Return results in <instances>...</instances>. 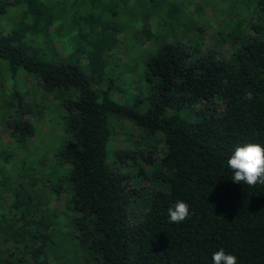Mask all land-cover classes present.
<instances>
[{
  "label": "trees",
  "instance_id": "trees-1",
  "mask_svg": "<svg viewBox=\"0 0 264 264\" xmlns=\"http://www.w3.org/2000/svg\"><path fill=\"white\" fill-rule=\"evenodd\" d=\"M253 1L263 22L240 20L248 36H238V44L226 33L232 46L227 57L211 50L193 55L184 44L193 29L168 9L134 17L132 41L144 51L146 104L139 113L110 98L107 89L92 87V81H103L108 39L101 35L86 53L75 49L84 54L87 77L75 61H60L53 49L47 55L33 47L34 35L56 20L47 6L40 0H0V14L9 5L20 7L13 25L0 30L5 71L10 77L18 71L31 74L42 91L54 93L67 132L51 150L52 168L45 172L53 196L63 197L62 207L50 208L55 213L45 223L28 218L25 208L0 220V243L11 248L0 254V264H213L212 254L221 248L235 255L237 264H264V184H234L227 166L236 146L264 147V0ZM155 8L156 14L164 9ZM118 30L123 42L124 27ZM11 93L0 94L10 141L30 135L34 122L29 114L31 120L19 125L25 101ZM36 114L40 118V111ZM122 122L137 128L140 137L155 134L162 141L150 173L143 172L153 162L150 150L141 155L118 148L116 169L106 161L107 143ZM127 155L131 164H140L136 171L130 167L136 177L154 184L143 191L141 212L133 204L143 189L119 170ZM178 200L189 205V216L171 223L167 209ZM62 224L73 236L53 237ZM60 244L69 255L57 253Z\"/></svg>",
  "mask_w": 264,
  "mask_h": 264
},
{
  "label": "rangeland",
  "instance_id": "rangeland-1",
  "mask_svg": "<svg viewBox=\"0 0 264 264\" xmlns=\"http://www.w3.org/2000/svg\"><path fill=\"white\" fill-rule=\"evenodd\" d=\"M40 1L47 6L48 12L54 15L56 20L45 27L43 33L34 35L33 47L44 48L47 55L51 54L50 51L53 49L58 52L59 55L57 54L56 57L60 61H75L81 72L88 77L89 67L87 63H83L84 54L75 49L82 47L86 53L92 42L101 35L104 36L109 40L102 52L106 58L103 69L104 77L103 81H99V83L92 81V87L97 91L107 89L110 98L124 106H133L139 113L144 110L146 104L143 87V63L140 61L144 56V51L132 41L131 26L134 17H139L141 14L151 17L162 15L161 12L168 9L174 19L181 17L193 29L189 32L190 36L184 40L186 47L193 49V55L211 50L217 57L218 55L227 57L230 47L232 48L229 45L230 38L226 33L237 38V44L239 43L238 36H248L245 34L247 32L238 25L240 20H246L249 23L263 22L261 18H258L253 0ZM155 7L164 9L156 14ZM19 8L9 5L0 14L1 31L13 25L18 18ZM119 26L124 27V30H121L123 42L121 35H117ZM249 32L251 31L249 30ZM74 33L78 36L77 41L74 38ZM262 33L264 35V29ZM117 38L120 46L115 44ZM44 39L47 40L45 45L41 43V40L44 41ZM179 40L183 39L179 38ZM5 70V63L0 60V83L2 82L0 94L9 95L12 90L18 92L25 101V108L22 112L23 121L19 125L23 126L30 121L31 116H33L34 122L31 120L30 135L23 139L15 137L10 141L8 128L3 124L7 112L5 108L0 107V155L6 157V159L0 158V220H7L8 216L12 218L15 213L25 208V215L28 214V218H40L41 222L45 223L55 213L51 209L61 208L63 201V197L53 196L48 186L50 180L47 181V175H45V172L52 168L49 166L52 163L49 161L51 150L60 145L66 137L67 132L60 124L62 108L53 99L54 93L42 91L37 78L33 75L18 71L15 76L10 77ZM36 111H40V118ZM10 113V117L13 119V112ZM29 114L30 117H27ZM131 114L139 116L134 110L131 111ZM6 122L9 123L12 120L8 119ZM115 131V135L111 136L107 143L106 161L111 169H116L119 163L114 159L118 148L124 151L127 149L133 152L140 151L141 155H147V151L150 150L149 155L153 162L145 166L143 171L146 174L150 173L152 164L158 163L163 150V143L158 139V136L153 134L140 137L141 134L137 132V128L129 122H122V125L119 126L115 125ZM131 161L133 159L127 155L124 163L120 164L122 168L119 170L130 174L129 183L131 185L137 183L143 189L139 196L140 200L138 199L133 204L135 210L141 212L146 197L143 191L147 192L154 188V184L152 181L137 178L130 167L134 165L136 171L140 164L137 163L138 159L136 160L137 165L131 164ZM37 165L40 167H36ZM22 175L23 178H21ZM4 185L7 187L5 188ZM9 205L12 207L9 208ZM56 214L60 216L59 213ZM65 236L73 235H70L68 227L64 224L60 225L56 232H53L54 238ZM9 247V243L2 245L1 242L0 254ZM8 250L11 251V248ZM62 250L63 247L60 244L57 253L69 255V251L63 253Z\"/></svg>",
  "mask_w": 264,
  "mask_h": 264
},
{
  "label": "clouds",
  "instance_id": "clouds-1",
  "mask_svg": "<svg viewBox=\"0 0 264 264\" xmlns=\"http://www.w3.org/2000/svg\"><path fill=\"white\" fill-rule=\"evenodd\" d=\"M246 99H251L249 94ZM227 166L232 170L231 181L240 185L242 182L248 186L257 183L264 184V147L256 143H246L236 146L227 160ZM168 219L171 223H180L189 216V205L184 201H176L167 209ZM213 264H237L233 254H226L221 248L212 254Z\"/></svg>",
  "mask_w": 264,
  "mask_h": 264
}]
</instances>
